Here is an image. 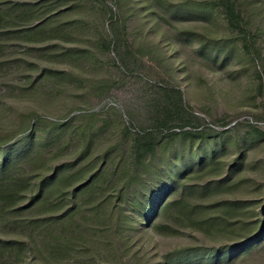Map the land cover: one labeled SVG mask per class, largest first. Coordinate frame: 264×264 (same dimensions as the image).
Returning a JSON list of instances; mask_svg holds the SVG:
<instances>
[{
  "label": "trees",
  "instance_id": "trees-1",
  "mask_svg": "<svg viewBox=\"0 0 264 264\" xmlns=\"http://www.w3.org/2000/svg\"><path fill=\"white\" fill-rule=\"evenodd\" d=\"M81 1L98 5L112 36L102 45L117 53L123 68L136 70L128 41L118 35L119 21L125 27L143 11L154 21L150 31L161 22L175 28L200 53L233 68L230 75L247 82L255 106L257 99L264 104V0H0V42L13 37L44 43L66 35L76 22L61 16L83 7ZM177 19L195 23L179 26ZM166 49L164 35L157 41L141 37L137 45L142 56L156 62L150 69L163 73L156 85L161 99L149 127L132 135L125 128L131 135L127 157H118L117 164L93 148L96 113L81 115V125L28 119L23 132L0 136V264H41V255L47 263L96 264L99 255L87 242L85 226L103 209L116 217L118 233L179 237L189 229L219 242L173 248L159 264H230L263 245L264 189L255 185L259 198L237 193L257 183L245 172L254 168L247 163L249 145L264 143V132L257 124H249L246 136L232 134L237 125L199 129L202 119L186 102L177 78L187 71L174 66ZM72 53L80 59L94 55L87 49ZM194 122L196 127L184 130ZM68 131L80 133L71 152L69 143L57 144ZM57 145L45 155L44 148ZM220 195L228 198L208 201ZM121 260L147 264L138 251L121 252Z\"/></svg>",
  "mask_w": 264,
  "mask_h": 264
},
{
  "label": "rangeland",
  "instance_id": "rangeland-1",
  "mask_svg": "<svg viewBox=\"0 0 264 264\" xmlns=\"http://www.w3.org/2000/svg\"><path fill=\"white\" fill-rule=\"evenodd\" d=\"M79 4L83 7L61 16L64 22L72 20L76 23L66 29V35L56 40L35 43L30 39L16 40L12 37V40L0 42V136L23 132L28 119L35 120V123L40 120L73 121L75 125H81L84 123L81 115L96 113L99 121L93 136V148L116 158L113 161L117 164L118 157H127L131 135L153 123L157 114L155 105L161 99L156 85L160 84L163 73L157 75L150 69L156 66V62L149 56H142L136 50L137 45L141 37L157 41L163 35L170 46L166 51L174 66L187 71L178 74L177 78L186 102L202 119L199 129L213 127L224 131L237 125L232 134L246 136L250 131L249 124H257L264 132V104L257 99L255 106L247 97V82L231 76L233 68H222L220 61L214 62L212 54L200 53L196 45H191L175 28L164 22L159 29L150 31L154 21L140 11L130 17L125 27L122 21L118 25L119 37L126 38L129 50L135 55L136 70H127L120 65L117 53L105 50L102 45L112 36L98 5L85 1ZM174 23L187 26L195 21L177 19ZM126 45L124 48L128 49ZM74 49H87L94 55L80 59L73 53L69 54ZM201 78L204 82L206 80L207 86L200 81ZM190 126L184 130L196 127L197 123ZM126 127L131 135L125 132ZM79 137V132L68 131L57 144L69 143L66 151L71 152L79 146ZM250 144L247 163L254 164V168L246 171L245 176L257 183L251 182L250 191L238 192L237 196L241 198H259L261 193L254 191L257 184L264 189V143ZM58 147L44 148L45 155ZM225 196H211L208 201L228 198ZM118 227L116 217L111 216L107 209L101 210L96 219L88 220L86 239L93 254L99 255L96 264H123L121 252L130 256L137 251L138 259L143 262L159 264L164 254L182 245H219L210 237L189 229L182 236L168 237L153 233L143 236L137 232L123 234L118 233ZM129 234L132 238H124ZM42 256H38L41 264H58L47 263ZM79 263L71 261L64 264ZM230 264H264V243L252 254L239 257Z\"/></svg>",
  "mask_w": 264,
  "mask_h": 264
}]
</instances>
